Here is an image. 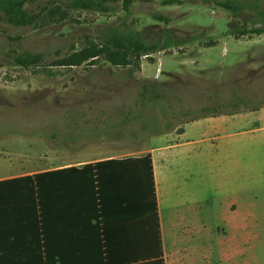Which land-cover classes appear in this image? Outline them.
Returning a JSON list of instances; mask_svg holds the SVG:
<instances>
[{"label":"rangeland","instance_id":"rangeland-1","mask_svg":"<svg viewBox=\"0 0 264 264\" xmlns=\"http://www.w3.org/2000/svg\"><path fill=\"white\" fill-rule=\"evenodd\" d=\"M74 1L26 0L28 12L53 8L34 25L10 24L0 11V138L16 139L11 147L31 137L38 141L33 150L39 147L47 157L52 150L76 153L89 147L88 153L100 144L116 148L113 154H139L202 116V106L218 104L221 112L264 109V39H234L256 35L242 34V28H264L254 8L264 11V0H236L243 6L237 13L220 6L223 0H134L128 12L119 1L109 0L108 12L75 8ZM109 26L131 29L150 42L167 32L189 40L142 55L138 68L114 66L102 57L79 66L53 64ZM26 52L41 53L42 62L17 65L14 56ZM152 79L167 83L171 94L137 116L138 86ZM263 127L264 117L245 119L238 127L246 131L245 208L254 211L256 223L247 232L248 264H264ZM21 147L8 151L11 157ZM218 200L215 196L214 207ZM221 224L215 217V228Z\"/></svg>","mask_w":264,"mask_h":264},{"label":"crops","instance_id":"crops-1","mask_svg":"<svg viewBox=\"0 0 264 264\" xmlns=\"http://www.w3.org/2000/svg\"><path fill=\"white\" fill-rule=\"evenodd\" d=\"M234 39L262 41L264 31ZM256 117H264V109L204 114L139 154H113L116 148L100 144L88 153L89 147L52 150L47 157L39 147L33 150L38 141L31 137L12 147L16 139L0 138V264H39L40 255L49 264H248L247 232L256 223L254 211L245 208L246 131L238 127ZM18 145L25 149L11 157L8 151ZM145 153L151 158L155 210L148 207V166L84 167ZM44 171L54 173L45 180L39 225L36 187L25 176ZM93 185L100 194H112L104 197V207L92 198ZM217 216L222 224L215 228Z\"/></svg>","mask_w":264,"mask_h":264},{"label":"trees","instance_id":"trees-1","mask_svg":"<svg viewBox=\"0 0 264 264\" xmlns=\"http://www.w3.org/2000/svg\"><path fill=\"white\" fill-rule=\"evenodd\" d=\"M109 0H75L72 4L75 8L89 9L100 12H108L111 10V7L108 5ZM119 1L121 8L128 12L129 8L134 0H114ZM174 0H165V3L173 2ZM26 0H0V11L3 14V18L6 22L13 24L15 26H26L36 24L42 16H50L52 7L44 5L40 8L38 12H28L24 8ZM218 4L224 8L231 10L233 13H237L242 9V3L236 0H223L218 1ZM258 15L264 19V11L258 7L257 4L254 5ZM64 14L61 12L59 19H64ZM159 19L168 21L167 18L156 15ZM240 33H255L260 34L264 31L263 27H256L245 29L242 28L238 30ZM189 39L177 38L172 35L170 32H167L160 39L155 40L154 42L146 41L141 37L140 33L133 31L131 29L125 28L123 30H118L115 27H107L104 31L97 34L95 39L87 37L84 41V45L78 49H72L66 55L53 61V64L60 66H79L85 62H94L99 57H102L104 60L109 62L114 66H128L134 65L139 67V60L142 55H147L151 52L157 51L159 49H165L170 45H178ZM41 53L26 52L23 54L15 55L14 62L17 65L28 67L31 65H37L42 62ZM171 94V89L169 85L165 82L157 81L155 79L149 81H143L138 86L137 92V104L138 112L137 116H140L144 108L147 106L157 105L162 98L168 97ZM218 104L202 106L199 108V113L204 114H213L221 112L219 110ZM110 163V162H132L136 163L138 169L140 170L142 165L145 170L146 166L149 168L150 175V188L149 193L152 197V202L148 204V207L155 210V198H154V189H153V180H152V166L151 158L149 153L141 154L138 156H128L122 158H110L102 162H97L95 164H87L84 167L97 166L101 163ZM54 173V171H44L40 173H35L32 175H27L25 177L28 180L33 181L31 184L33 187H36L37 192V210H38V222L39 225L41 222L42 213L44 212V196L42 195L45 188V180L49 175ZM95 180V179H94ZM30 184V185H31ZM145 192V189H144ZM112 194L109 191L105 194L101 193L95 189V185L92 188V198L98 203V208L104 207L106 201L104 197H109ZM86 197L91 196V194L86 193ZM106 197V198H107ZM95 205V206H96ZM47 258H43L40 255L39 264H49ZM162 262L157 260L155 262H144L140 264H154Z\"/></svg>","mask_w":264,"mask_h":264}]
</instances>
